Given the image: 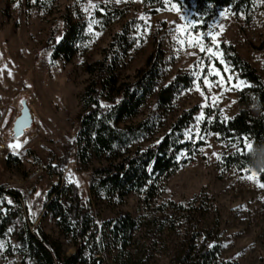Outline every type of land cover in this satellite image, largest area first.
<instances>
[{"label": "rangeland", "instance_id": "374dc122", "mask_svg": "<svg viewBox=\"0 0 264 264\" xmlns=\"http://www.w3.org/2000/svg\"><path fill=\"white\" fill-rule=\"evenodd\" d=\"M100 5L122 8L124 13L103 25L94 16ZM192 13L175 0H163L162 7L143 0H52L43 7L36 6L34 0H0V186L22 193L32 189L24 198L30 229L36 232L39 227L58 242L62 255L72 254L75 248L46 213L45 203L52 184L73 181L81 205L98 225L118 211L129 212L139 224L134 233L137 245L149 242L145 226L153 217V208L165 200L184 203L196 194H205L217 207L221 233L218 261L264 264V188L258 174L250 168L223 166L225 156L238 150L236 143L221 141L201 126L214 116H234L239 110L237 92L248 85L225 58L222 44L232 45L264 84V0H253L246 13L225 8L205 29L199 28ZM65 14L85 21L89 35L67 62L52 60L46 46L51 33L62 31ZM124 28L128 47L120 61L121 79L133 77L144 66L156 35L164 51L156 89L180 73L193 77L191 86L179 89L168 106H156L152 95L128 120L136 123L151 111L156 113L154 131L140 145L157 143L183 112L195 111L181 132V141L191 146L180 152L179 167L161 180L157 196L146 202L143 193L133 192L115 205L102 194L96 197L90 193L92 168L100 165L98 161L80 165L76 150L70 149L60 180L49 175L48 165L54 163V157L64 155V145L76 137L80 96L88 82L86 65L101 59L103 49ZM25 107L30 108L31 120L17 131L16 122ZM211 219L208 215L204 225H210ZM19 226L15 219L8 230L12 248L16 244L13 232ZM183 233L182 228L164 231L152 248L151 264H171ZM7 248V243L0 241V264H21L20 255L16 251L6 254ZM102 256L103 264L120 263L115 250Z\"/></svg>", "mask_w": 264, "mask_h": 264}, {"label": "trees", "instance_id": "16d2710c", "mask_svg": "<svg viewBox=\"0 0 264 264\" xmlns=\"http://www.w3.org/2000/svg\"><path fill=\"white\" fill-rule=\"evenodd\" d=\"M52 0H34L43 7ZM147 4L163 6V0H143ZM180 6L192 10V18L205 29L209 20L221 10L230 8L235 13H246L253 0H175ZM94 16L103 25L122 16L124 9L100 5ZM63 28L58 35L51 33L46 39L52 60L70 61L89 40L87 25L82 19L74 20L62 15ZM126 28L117 32L102 51V58L86 65L88 82L80 96L81 112L77 116L78 131L73 140L64 145L65 153L54 157L48 165L51 176H63L70 149L76 150L80 165L93 160L100 163L92 168L90 193L104 195L115 205L124 202L129 193H143L146 202L157 196L161 180L175 171L181 151L189 143L181 141V132L191 121L195 108L183 112L158 140L142 147L140 144L154 131L155 111L136 123L135 117L146 100L154 95L159 108L168 106L177 91L191 86L193 77L187 73L175 75L158 89L157 82L164 62L160 37L155 36V47L133 77L121 79V58L127 52ZM223 53L232 69L248 85L237 92L239 110L229 119L214 116L201 126L218 135L221 141L236 143L238 150L228 153L223 166L253 169L264 188V84L261 76L228 44H222ZM105 101L106 104H103ZM264 193V192H263ZM24 193L0 186V241L7 243L6 254L16 251L21 264H103V254L115 250L119 264H151L152 248L164 231L183 229V240L175 249L171 264H237L219 262L221 247L217 207L212 198L196 194L191 200L176 203L165 200L152 209L145 226L148 243L137 245L134 233L139 224L127 211H118L101 225L80 202L75 182L52 184L47 192L45 210L54 219L60 233L68 237L75 250L64 256L58 242L39 227L30 229L31 221L24 210ZM211 216V224L204 219ZM20 226L13 232L16 244L12 248L7 240L14 220ZM199 239V240H198ZM14 249V250H13Z\"/></svg>", "mask_w": 264, "mask_h": 264}, {"label": "water", "instance_id": "95a60500", "mask_svg": "<svg viewBox=\"0 0 264 264\" xmlns=\"http://www.w3.org/2000/svg\"><path fill=\"white\" fill-rule=\"evenodd\" d=\"M1 116V114H0ZM31 120V112H30V108L25 107L22 110V113L20 114V116L17 119L16 122V130L20 131L24 126H26L27 124H29Z\"/></svg>", "mask_w": 264, "mask_h": 264}, {"label": "built area", "instance_id": "2783aa9c", "mask_svg": "<svg viewBox=\"0 0 264 264\" xmlns=\"http://www.w3.org/2000/svg\"><path fill=\"white\" fill-rule=\"evenodd\" d=\"M32 192V189L30 188L27 192L24 193V198L28 197Z\"/></svg>", "mask_w": 264, "mask_h": 264}, {"label": "bare ground", "instance_id": "6f19581e", "mask_svg": "<svg viewBox=\"0 0 264 264\" xmlns=\"http://www.w3.org/2000/svg\"><path fill=\"white\" fill-rule=\"evenodd\" d=\"M0 118H1V116H0Z\"/></svg>", "mask_w": 264, "mask_h": 264}]
</instances>
